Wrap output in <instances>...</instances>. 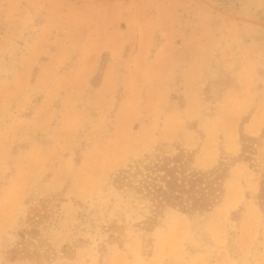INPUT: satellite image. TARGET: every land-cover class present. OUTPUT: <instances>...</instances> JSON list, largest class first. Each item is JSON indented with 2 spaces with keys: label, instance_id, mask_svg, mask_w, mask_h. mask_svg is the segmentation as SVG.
<instances>
[{
  "label": "rangeland",
  "instance_id": "374dc122",
  "mask_svg": "<svg viewBox=\"0 0 264 264\" xmlns=\"http://www.w3.org/2000/svg\"><path fill=\"white\" fill-rule=\"evenodd\" d=\"M179 153L223 193L152 227L117 174ZM263 178L264 0H0V264H264Z\"/></svg>",
  "mask_w": 264,
  "mask_h": 264
},
{
  "label": "trees",
  "instance_id": "16d2710c",
  "mask_svg": "<svg viewBox=\"0 0 264 264\" xmlns=\"http://www.w3.org/2000/svg\"><path fill=\"white\" fill-rule=\"evenodd\" d=\"M227 167L223 165L210 170H198L191 166L190 158L183 153L172 156H161L157 159L136 165L117 174V182L121 186L131 189L136 195L148 201L153 213L149 220L154 226L156 219L161 217L165 209H175L186 214H201L209 212L216 206L223 193V181L227 177ZM264 178L260 183L258 200L263 205ZM37 207V208H36ZM41 207L33 206L29 221L37 223L35 219L42 218L39 214ZM148 223V222H147ZM35 232L34 229L22 232L21 237ZM36 251L28 252L27 244L21 249L15 248L11 260L38 258Z\"/></svg>",
  "mask_w": 264,
  "mask_h": 264
},
{
  "label": "crops",
  "instance_id": "0c3cea01",
  "mask_svg": "<svg viewBox=\"0 0 264 264\" xmlns=\"http://www.w3.org/2000/svg\"><path fill=\"white\" fill-rule=\"evenodd\" d=\"M192 63H194V60L192 61ZM238 95H239L238 91L229 90V91H226V92L223 93V98H225V99H227V98L233 99L232 102L235 103L236 109H246V108H248L249 105L246 106V104H243V103L239 102V100H241V99H240V97ZM242 100H243V98H242Z\"/></svg>",
  "mask_w": 264,
  "mask_h": 264
}]
</instances>
